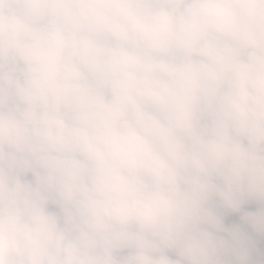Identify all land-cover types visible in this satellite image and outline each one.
<instances>
[{"label":"clouds","instance_id":"clouds-1","mask_svg":"<svg viewBox=\"0 0 264 264\" xmlns=\"http://www.w3.org/2000/svg\"><path fill=\"white\" fill-rule=\"evenodd\" d=\"M0 264H264V0H0Z\"/></svg>","mask_w":264,"mask_h":264}]
</instances>
